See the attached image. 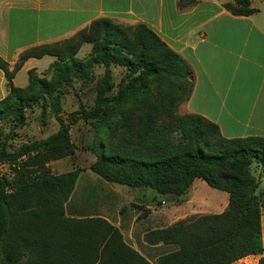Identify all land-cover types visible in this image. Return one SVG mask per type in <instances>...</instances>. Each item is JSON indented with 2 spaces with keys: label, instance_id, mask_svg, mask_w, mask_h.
<instances>
[{
  "label": "trees",
  "instance_id": "1",
  "mask_svg": "<svg viewBox=\"0 0 264 264\" xmlns=\"http://www.w3.org/2000/svg\"><path fill=\"white\" fill-rule=\"evenodd\" d=\"M195 3L178 0L180 8ZM223 8L234 16L256 12L250 0H233ZM85 44L90 52L79 58ZM45 56L53 58L46 70L49 78L30 69L24 87L12 84L26 61ZM95 65L103 74L95 83L92 104L63 122L61 87L75 80L91 82ZM112 67L124 71L116 84ZM0 71L8 87L0 99V123L17 128L26 110L41 105L49 107L59 125L55 133L13 152L0 144V163L13 171L12 182L0 180V244L7 233V213L28 210L24 229L29 233L22 239L26 252L33 246L38 250L37 264H149L105 219L66 215L82 170L54 174L49 164L74 156L78 148L70 141V126L81 122L90 133L87 150L93 162L88 170L100 179L149 188L175 200L199 179L227 195L219 214L191 216L146 232L148 245L175 247L157 264H233L250 255L260 256L257 264H264V191L257 193L259 177H264V137L226 139L204 117L180 114L192 93L191 69L146 25L122 26L98 18L64 41L22 52L12 71L0 59Z\"/></svg>",
  "mask_w": 264,
  "mask_h": 264
},
{
  "label": "crops",
  "instance_id": "2",
  "mask_svg": "<svg viewBox=\"0 0 264 264\" xmlns=\"http://www.w3.org/2000/svg\"><path fill=\"white\" fill-rule=\"evenodd\" d=\"M232 1L196 0L194 5L180 8L178 0H0V59L8 62L33 47L64 41L98 18L122 26L144 24L191 69L193 88L188 101L180 106L182 114L204 117L226 139L264 137V0H250L256 12L249 16L226 11L223 5ZM2 83L1 72L0 88ZM135 189H131L138 196L134 207L149 211L140 220L136 209L125 222L121 212L114 216L109 206L101 204L92 213L71 216L105 219L149 264H153L149 259L152 249L161 245L145 243L146 232L168 227L171 224L162 225L173 217L181 220L187 210L219 214L227 205L225 193L199 179L178 200L148 197ZM263 191L264 177L257 193ZM260 223L264 243V210ZM248 258L257 264L260 256L250 255L233 264Z\"/></svg>",
  "mask_w": 264,
  "mask_h": 264
},
{
  "label": "rangeland",
  "instance_id": "3",
  "mask_svg": "<svg viewBox=\"0 0 264 264\" xmlns=\"http://www.w3.org/2000/svg\"><path fill=\"white\" fill-rule=\"evenodd\" d=\"M90 52V45L85 44L80 49L77 56L79 58L86 57ZM53 61L52 57L45 56L41 59H32L25 68L16 72L12 80L13 85L17 87H24L27 84V71L34 69L38 76L43 74L50 77L49 73H46L48 65ZM17 59L9 60L8 70L12 71ZM33 65L32 67H30ZM39 70V71H36ZM111 72L115 84L118 82L120 76L124 71L117 67H112ZM1 73V71H0ZM103 68L95 65L92 71L93 79L91 82L82 83L80 80H75L71 86L61 87V111L60 118L63 122L67 123L70 120V115L75 111H78L80 107H89L92 104L94 97L95 83L102 77ZM4 78V76H3ZM7 82L4 78V83L0 88V98L4 97L7 92ZM179 113L183 111L179 107ZM11 123H0V144H5V149L8 152H13L18 149L22 144H26L35 140L46 138L47 136L55 133L58 128V122L54 119L53 114L49 107H42L36 105L31 109L26 110L25 120L22 125L17 128H12ZM12 129V130H11ZM90 134V133H89ZM89 134L87 126L81 122L70 126V141L77 146V150L73 157L61 159L51 162L49 164L50 170L54 174H61L68 172L74 168L82 170L77 181L70 201L67 203L66 215H80L88 212L92 213L98 204L109 206L114 216L117 212H121V217H124V221L128 222L132 216V212L136 209V193L130 188L124 185L108 183L88 170V166L93 162V157L87 150V143ZM251 170L257 177L258 168L255 164L251 166ZM261 178L259 181L261 183ZM0 180L12 182L13 171L8 164L0 163ZM205 186V185H204ZM205 188H207L205 186ZM129 189V190H128ZM137 190V189H135ZM144 195L153 194L156 192L149 188L141 189ZM156 205V204H155ZM167 204L163 205V207ZM140 216L138 220L148 215L149 211L143 209V207L137 208ZM197 210L190 209L183 213V218H189L191 216L202 215V213H196ZM8 214L9 223L7 226V233L0 244V264H37L39 258L38 250L33 246L30 252H26L24 248L25 236H28L29 230L24 229L25 225L29 224L30 217L28 210L26 211H10ZM173 217L166 224H173L180 220ZM170 221L172 223H170ZM170 226V225H169ZM31 245V244H30ZM31 248V246L29 247ZM175 247L159 246L153 248L149 255V259L153 264H157L160 257L174 251ZM240 264H256L254 258L245 259Z\"/></svg>",
  "mask_w": 264,
  "mask_h": 264
}]
</instances>
